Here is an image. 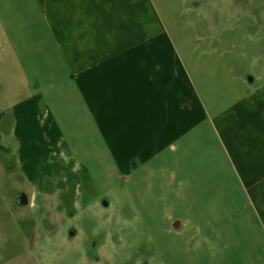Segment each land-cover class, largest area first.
<instances>
[{
	"label": "rangeland",
	"instance_id": "rangeland-1",
	"mask_svg": "<svg viewBox=\"0 0 264 264\" xmlns=\"http://www.w3.org/2000/svg\"><path fill=\"white\" fill-rule=\"evenodd\" d=\"M166 2L159 12L177 49L199 50L204 61L215 49L235 71L242 65L264 78V0ZM198 35L207 40L195 49ZM48 59L60 62L37 0H0V264H264V235L245 203L227 194L218 171H231L207 123L204 135L195 130L185 147L176 144L129 178L101 165L107 158L96 139L65 135L67 145L76 142L72 150L35 146L32 162L23 160L42 183L32 186L20 153L31 141L8 134V105L36 92L18 83L42 76ZM216 82L230 83L220 74ZM210 156L218 170L205 169ZM77 165L85 195L76 189ZM18 192L26 206L13 203ZM175 219L179 229L170 226Z\"/></svg>",
	"mask_w": 264,
	"mask_h": 264
},
{
	"label": "crops",
	"instance_id": "crops-1",
	"mask_svg": "<svg viewBox=\"0 0 264 264\" xmlns=\"http://www.w3.org/2000/svg\"><path fill=\"white\" fill-rule=\"evenodd\" d=\"M37 2L60 62L52 66L48 59L42 76L20 78L23 89L36 92L8 105V134L31 141L20 149L23 168L39 146L43 153L52 147L60 154L72 150L76 142L67 145L66 135L89 145L96 139L107 158L101 165L129 178L176 144L185 147L189 134L204 132L207 123L212 145L231 171H218L227 194L245 203L264 235V78L242 65L235 71L222 59L224 52L210 49L206 62L199 50L177 49L169 21L159 12L166 0ZM195 38V49L207 40ZM21 62L16 71L23 75L27 62ZM219 74L227 86L218 85ZM205 163L208 171L220 165L214 156ZM25 168L30 184L41 186L33 169ZM73 169L76 189L87 194L80 190V166Z\"/></svg>",
	"mask_w": 264,
	"mask_h": 264
},
{
	"label": "flooded vegetation",
	"instance_id": "flooded-vegetation-1",
	"mask_svg": "<svg viewBox=\"0 0 264 264\" xmlns=\"http://www.w3.org/2000/svg\"><path fill=\"white\" fill-rule=\"evenodd\" d=\"M13 203L16 204L19 207L26 206L28 204L27 196L24 192H18L13 195ZM71 217H73V213L69 214ZM75 232V229L73 228L71 231V234ZM73 237V236H72Z\"/></svg>",
	"mask_w": 264,
	"mask_h": 264
},
{
	"label": "water",
	"instance_id": "water-1",
	"mask_svg": "<svg viewBox=\"0 0 264 264\" xmlns=\"http://www.w3.org/2000/svg\"><path fill=\"white\" fill-rule=\"evenodd\" d=\"M104 206H106V202H103ZM181 225V221L179 219H175L171 222L170 226L173 228V229H179Z\"/></svg>",
	"mask_w": 264,
	"mask_h": 264
}]
</instances>
